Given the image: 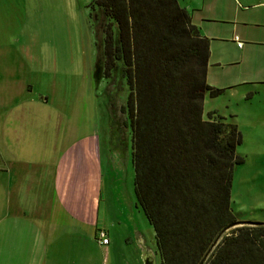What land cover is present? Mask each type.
<instances>
[{
	"label": "trees",
	"instance_id": "16d2710c",
	"mask_svg": "<svg viewBox=\"0 0 264 264\" xmlns=\"http://www.w3.org/2000/svg\"><path fill=\"white\" fill-rule=\"evenodd\" d=\"M89 7L93 74L127 89L120 110L129 121L133 194L159 264H264V221H239L230 208L240 133L218 115L202 116L204 96L221 92L205 80L208 39L176 0Z\"/></svg>",
	"mask_w": 264,
	"mask_h": 264
},
{
	"label": "rangeland",
	"instance_id": "374dc122",
	"mask_svg": "<svg viewBox=\"0 0 264 264\" xmlns=\"http://www.w3.org/2000/svg\"><path fill=\"white\" fill-rule=\"evenodd\" d=\"M91 0H0V32L10 38L0 44V74L14 75V86L33 82L32 96H45L51 110L86 132L98 130L101 140L108 129V143L116 164L125 163L127 181L130 169V128L120 108L127 94L117 77L93 74L94 33L89 15ZM264 0H239V13L233 15L231 0H179L205 17L215 35L229 33L233 23L242 45L236 50L229 43L213 40L209 62L219 64L210 71L228 83L237 80H264ZM190 10V8H189ZM233 28V29H234ZM234 29V30H235ZM2 40V36L0 35ZM3 41V40H2ZM233 61V64H230ZM21 65V68L13 66ZM6 68L10 70L7 71ZM89 75V77H88ZM217 96L204 97L202 109L209 119L216 115L232 123L241 141L235 153L243 159L232 171L230 208L239 221H264V84H243L233 90L220 88ZM31 96V97H32ZM203 114V115H204ZM205 119L206 116H203ZM124 122L126 123L124 125ZM125 142V150L122 143ZM125 176V175H124ZM143 220L146 244L155 253L152 230ZM229 229L225 230V232ZM113 242L108 264H142L140 248L133 242ZM156 254V253H155ZM155 255V264H158Z\"/></svg>",
	"mask_w": 264,
	"mask_h": 264
},
{
	"label": "crops",
	"instance_id": "0c3cea01",
	"mask_svg": "<svg viewBox=\"0 0 264 264\" xmlns=\"http://www.w3.org/2000/svg\"><path fill=\"white\" fill-rule=\"evenodd\" d=\"M176 1L208 39L205 80L209 86L231 91L243 84H264V80L242 79L224 84L220 80L227 75L212 74L211 67L219 61L209 62L211 42L220 40L239 49L242 42L236 29L232 23L229 33L219 37L209 24L211 18ZM231 1L235 17L239 0ZM12 32H0V44ZM13 77L0 74V264H108L113 242L119 239L140 248L143 258L137 260L142 264H155L157 251L147 247V228L140 227L142 211L133 194L131 161L128 183V168L116 164L110 151L108 129L101 140L96 129L82 132L74 123L66 127L68 117L62 122L47 97L32 96L33 82L14 86ZM207 113L202 109V116ZM99 230L108 238L105 246L95 240Z\"/></svg>",
	"mask_w": 264,
	"mask_h": 264
},
{
	"label": "built area",
	"instance_id": "2783aa9c",
	"mask_svg": "<svg viewBox=\"0 0 264 264\" xmlns=\"http://www.w3.org/2000/svg\"><path fill=\"white\" fill-rule=\"evenodd\" d=\"M236 44H240L238 42H236ZM95 240L97 242V244L101 245V246H105L108 243V238L105 235V233L101 230L97 231L96 236H95Z\"/></svg>",
	"mask_w": 264,
	"mask_h": 264
}]
</instances>
